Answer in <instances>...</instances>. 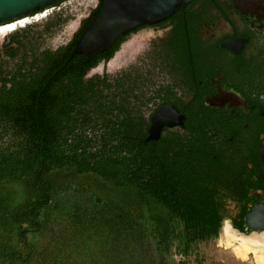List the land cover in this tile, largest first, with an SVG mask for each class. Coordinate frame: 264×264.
<instances>
[{"label": "trees", "instance_id": "16d2710c", "mask_svg": "<svg viewBox=\"0 0 264 264\" xmlns=\"http://www.w3.org/2000/svg\"><path fill=\"white\" fill-rule=\"evenodd\" d=\"M102 5L65 42L0 56V264H173L217 235L181 165L189 143L149 140L165 60L91 74L126 36L72 56Z\"/></svg>", "mask_w": 264, "mask_h": 264}, {"label": "flooded vegetation", "instance_id": "af4514ba", "mask_svg": "<svg viewBox=\"0 0 264 264\" xmlns=\"http://www.w3.org/2000/svg\"><path fill=\"white\" fill-rule=\"evenodd\" d=\"M78 2L65 0L0 25V56L11 62L17 52L56 39L78 20V11L85 14L79 27L100 4ZM137 35L143 37L135 60L118 70L142 60L152 67L155 60H165L160 67L168 69L172 91L157 99L165 102L161 107L152 106L149 129L152 116L165 105L184 116L183 125L165 126L152 141L169 132L189 143L181 165L201 185L199 195L210 196L217 232L198 244L226 243L264 264V229H259L264 216L249 219L257 209L264 214V0H192L170 18L120 36L127 37L120 50L91 74L110 72L114 58Z\"/></svg>", "mask_w": 264, "mask_h": 264}, {"label": "water", "instance_id": "95a60500", "mask_svg": "<svg viewBox=\"0 0 264 264\" xmlns=\"http://www.w3.org/2000/svg\"><path fill=\"white\" fill-rule=\"evenodd\" d=\"M65 0H0V25L56 6ZM192 0H103L100 13L79 38L72 56L84 54L89 61L109 50L126 32L170 18ZM149 140H158L165 126H181L184 116L174 105H165L151 118ZM257 209L249 219L262 220ZM255 228V227H253ZM259 229H264L261 225Z\"/></svg>", "mask_w": 264, "mask_h": 264}, {"label": "rangeland", "instance_id": "374dc122", "mask_svg": "<svg viewBox=\"0 0 264 264\" xmlns=\"http://www.w3.org/2000/svg\"><path fill=\"white\" fill-rule=\"evenodd\" d=\"M79 4L86 3L87 0H78ZM90 4L94 5V3ZM76 13V12H74ZM83 15L82 11H78V20L74 21L72 26L64 33L58 32L59 35L56 39L50 38L46 41V45L56 46L65 42L70 38L73 32L78 28L79 18ZM142 35H137L131 39L123 48V50L117 54L110 65V72L118 71V69L125 64H128L135 60L136 49L141 44ZM238 247L228 246L226 243L221 242H207L201 243L195 246L188 255L178 254L173 252L172 263L173 264H262L258 263V258L254 254H248L247 251L239 253Z\"/></svg>", "mask_w": 264, "mask_h": 264}]
</instances>
